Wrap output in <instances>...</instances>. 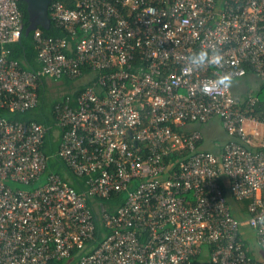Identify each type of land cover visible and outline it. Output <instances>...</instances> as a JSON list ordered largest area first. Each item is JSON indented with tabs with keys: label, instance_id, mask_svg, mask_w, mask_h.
Segmentation results:
<instances>
[{
	"label": "built area",
	"instance_id": "1",
	"mask_svg": "<svg viewBox=\"0 0 264 264\" xmlns=\"http://www.w3.org/2000/svg\"><path fill=\"white\" fill-rule=\"evenodd\" d=\"M17 1L0 0V112L36 108L42 80L86 79L53 106L55 157L84 190L47 170L49 127L0 114V264L82 252L95 232L87 200L105 234L76 264H197L204 248L207 264H262L230 202L248 201L246 224L264 249V104L232 85L200 86L223 74L264 80V0L52 1L67 36L32 32L36 70L9 59L23 30ZM199 50L218 51L222 66L191 69L185 57ZM213 119L227 136L219 152L186 130ZM119 194L113 212L98 201Z\"/></svg>",
	"mask_w": 264,
	"mask_h": 264
},
{
	"label": "trees",
	"instance_id": "2",
	"mask_svg": "<svg viewBox=\"0 0 264 264\" xmlns=\"http://www.w3.org/2000/svg\"><path fill=\"white\" fill-rule=\"evenodd\" d=\"M54 1H61L67 7H72V3L68 2L67 0H53ZM18 9L22 16V23L25 27L27 24V14L25 10V5L22 2L17 1ZM48 17L51 21V26L49 30H43L38 28L42 35L45 37H65L67 33L63 29H58L55 27L53 21L51 20L50 10H48ZM32 32L29 35L25 36L24 28L21 32V36L19 40L7 46V49L10 51L9 59H14L19 61L23 68L28 70H36L38 69V64L36 63V50L34 48V43L32 41ZM84 90V86H80L75 92H73L72 97L75 98ZM253 92V91H251ZM39 104L36 108L28 110L24 113H10L7 110H3L0 114L6 117L8 120L11 121H19L24 123L36 122L38 124L44 125L49 127V132L45 137L44 145L42 147L43 153L49 157L47 170L57 173L63 181L69 183L77 193H81L84 190L83 181L80 178L75 177L72 173L67 170L66 168L63 170L65 166L60 165L61 163L56 157L53 155L56 153L59 142L52 140V130L55 128L54 126V114H53V106L56 102L52 103L49 107L46 103V96H45V82L42 80L41 84L38 86L37 89ZM259 99V105L262 107L264 104V83H262L256 91L253 92ZM263 109V108H261ZM187 131H192L190 129H186ZM200 146L202 147V141ZM173 158V157H170ZM62 164V163H61ZM71 174L72 179L68 180L69 175ZM67 176V178H66ZM125 200L124 194L114 195L108 200H98L102 207H106L105 209L108 212H113L116 207H119L123 204ZM87 204L89 205L93 216L95 218V232L93 240H91L86 248L82 252H73L71 257L64 260H55L52 264H76L78 259L82 255H87L93 252L101 243L103 239V235L105 234L104 228L100 225L97 217L98 215L95 213L93 209V202L87 200ZM248 201H240L236 202L237 208L240 213L244 214L246 211V206ZM235 217L236 215L232 213ZM237 218V217H236Z\"/></svg>",
	"mask_w": 264,
	"mask_h": 264
},
{
	"label": "rangeland",
	"instance_id": "3",
	"mask_svg": "<svg viewBox=\"0 0 264 264\" xmlns=\"http://www.w3.org/2000/svg\"><path fill=\"white\" fill-rule=\"evenodd\" d=\"M45 96H46V103L48 107L61 99H63L65 96H71L72 92L74 90L78 89L81 85L79 80H68V79H45ZM264 83V80H261V82H258L257 85L259 87L260 84ZM234 86H240L241 89L237 91V94L240 96H245L248 91H256L258 88L256 87L255 82L250 83L245 78L236 79L233 82ZM234 90V89H233ZM241 92V93H239ZM209 128V129H208ZM187 129L193 130V129H199V130H207L208 137L205 138L206 142L205 145L207 147H211V149L217 148L218 146H223V144L227 141V136L224 133L222 127L220 126V123L217 119H213L209 121L206 124L199 125V124H191L187 127ZM205 147V146H204ZM61 162V161H60ZM62 163V162H61ZM60 165L64 166L63 163ZM66 167L63 168V170ZM67 169V168H66ZM68 170V169H67ZM72 179L71 174L68 177V180ZM91 201V200H89ZM93 203H95V206H97L98 202L96 200H93ZM235 204L231 202L230 209L232 213H235L236 207H234ZM246 214H244V217ZM206 248L203 249L205 251Z\"/></svg>",
	"mask_w": 264,
	"mask_h": 264
},
{
	"label": "crops",
	"instance_id": "4",
	"mask_svg": "<svg viewBox=\"0 0 264 264\" xmlns=\"http://www.w3.org/2000/svg\"><path fill=\"white\" fill-rule=\"evenodd\" d=\"M245 79L248 80L250 83L255 82L257 88H258L257 83L258 82H261V80L255 79L250 74L248 76H246ZM79 82H80V85L81 86H84L85 87L87 85L86 84L87 83L86 82V79H84V78L79 79ZM236 89L240 90L241 87L239 85L238 86H234L232 84V91L237 94V92H236L237 90ZM74 92H75V90H74ZM248 92H250V91H248ZM239 93H241V92H239ZM72 94H73V92H72ZM72 94H71V96H72ZM193 130L200 131V133H201V135L203 137L202 147L204 149H206L208 151H212V152H219L220 151L221 146H218L217 148L211 149V147H207L205 145V142H206L205 138L208 137V132L209 131H207V130H199V129H193ZM51 135H52V140L53 141H58V142L60 141L61 131L57 127H55L52 130V134ZM53 157H55V154L53 155ZM66 178H67V176H66ZM230 204H231V202H230ZM234 207H236V209H237V210H235V213L234 214L236 215V217L238 218V220L241 221L240 237H241V240L243 241V243L245 245V248H246V251H247L248 255L253 260L258 261V262L264 264V249L259 248L258 245L256 244V238H255L254 232L246 224V216L244 217V214L245 213L244 214L240 213L239 210H238V208H237V205H235ZM197 264H207V250L203 251V254L198 259Z\"/></svg>",
	"mask_w": 264,
	"mask_h": 264
},
{
	"label": "clouds",
	"instance_id": "5",
	"mask_svg": "<svg viewBox=\"0 0 264 264\" xmlns=\"http://www.w3.org/2000/svg\"><path fill=\"white\" fill-rule=\"evenodd\" d=\"M186 64L191 69H200L204 66L220 67L223 64V57L218 51L209 52L207 50H199L188 54L185 57ZM232 85V77L230 74H223L218 76L211 84H202L200 91L204 94H209L211 88L227 89Z\"/></svg>",
	"mask_w": 264,
	"mask_h": 264
},
{
	"label": "water",
	"instance_id": "6",
	"mask_svg": "<svg viewBox=\"0 0 264 264\" xmlns=\"http://www.w3.org/2000/svg\"><path fill=\"white\" fill-rule=\"evenodd\" d=\"M25 5L27 14V24L24 28L25 36L29 33L41 28L49 30L51 26L50 18L48 17L49 5L53 0H18ZM136 144L134 143V146Z\"/></svg>",
	"mask_w": 264,
	"mask_h": 264
}]
</instances>
